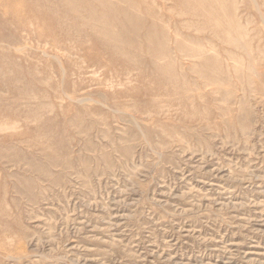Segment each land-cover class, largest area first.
Segmentation results:
<instances>
[{"label":"rangeland","instance_id":"obj_1","mask_svg":"<svg viewBox=\"0 0 264 264\" xmlns=\"http://www.w3.org/2000/svg\"><path fill=\"white\" fill-rule=\"evenodd\" d=\"M0 264H264V0H0Z\"/></svg>","mask_w":264,"mask_h":264}]
</instances>
